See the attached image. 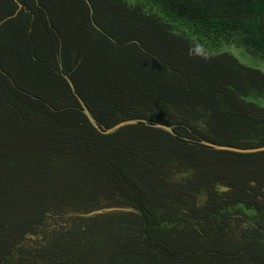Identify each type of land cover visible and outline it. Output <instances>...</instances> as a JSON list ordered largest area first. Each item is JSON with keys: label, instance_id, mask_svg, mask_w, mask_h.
Wrapping results in <instances>:
<instances>
[{"label": "trees", "instance_id": "trees-1", "mask_svg": "<svg viewBox=\"0 0 264 264\" xmlns=\"http://www.w3.org/2000/svg\"><path fill=\"white\" fill-rule=\"evenodd\" d=\"M0 23V264H264V72L224 50L264 58V0H0Z\"/></svg>", "mask_w": 264, "mask_h": 264}, {"label": "rangeland", "instance_id": "rangeland-1", "mask_svg": "<svg viewBox=\"0 0 264 264\" xmlns=\"http://www.w3.org/2000/svg\"><path fill=\"white\" fill-rule=\"evenodd\" d=\"M224 50L229 51L241 64L251 68L259 69L264 72V58L254 55L242 47L227 46L224 48ZM123 208L124 207H119L117 209ZM98 211H103V208L95 210V212Z\"/></svg>", "mask_w": 264, "mask_h": 264}, {"label": "water", "instance_id": "water-1", "mask_svg": "<svg viewBox=\"0 0 264 264\" xmlns=\"http://www.w3.org/2000/svg\"><path fill=\"white\" fill-rule=\"evenodd\" d=\"M2 23V22H1ZM0 23V24H1ZM121 125H118L114 128L111 129V131L117 129L118 127H120ZM217 149H221V150H234V151H240L239 149H235V148H231V147H225V146H219L217 147ZM119 207H115V208H103V211H98V212H92L90 215H95V214H100V213H106V212H114V211H134V209L129 208V207H124L123 209H117Z\"/></svg>", "mask_w": 264, "mask_h": 264}]
</instances>
